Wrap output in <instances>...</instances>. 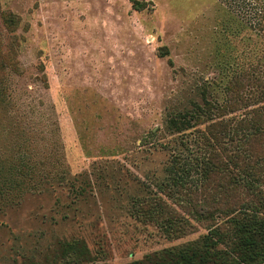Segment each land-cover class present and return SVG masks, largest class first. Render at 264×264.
<instances>
[{"label": "rangeland", "instance_id": "rangeland-1", "mask_svg": "<svg viewBox=\"0 0 264 264\" xmlns=\"http://www.w3.org/2000/svg\"><path fill=\"white\" fill-rule=\"evenodd\" d=\"M263 25L264 0H0V264L82 239L128 264L216 226L230 250L231 217L264 220V185L228 203L197 161L228 82L260 90Z\"/></svg>", "mask_w": 264, "mask_h": 264}, {"label": "trees", "instance_id": "trees-1", "mask_svg": "<svg viewBox=\"0 0 264 264\" xmlns=\"http://www.w3.org/2000/svg\"><path fill=\"white\" fill-rule=\"evenodd\" d=\"M137 7L141 9L140 6ZM247 27H252V23L250 22ZM260 27L262 33L257 35L262 45L260 54L257 56L253 53L251 60L248 61V69L246 67L242 70L246 72L245 76L249 84H258L260 90L257 92L259 93H240V89L245 86L239 76H235L225 86L224 100L221 103L216 102L218 104L213 102L212 123L202 131V136L198 140L201 143L198 147L202 155L200 160H196L200 161L203 171L200 182L206 183L213 179L214 184L218 181V185L221 186L218 190L228 203H230L229 195L233 192L225 189L223 181L234 188L242 184V190L252 193H254L253 188L264 185V25ZM258 63L261 73L256 77L254 66ZM257 97L258 104L252 106V102ZM241 109L244 110L241 111ZM200 116L201 113H198L197 117L200 118ZM177 118L178 115H174L170 118V122L175 126L183 127L186 123L185 116L179 117L178 121ZM176 127L181 131L185 129ZM175 147L169 153V169H175L171 171L173 175L171 185L183 196L188 194L187 197H192L198 185L187 186L183 178L187 171L176 170V165L182 156ZM198 188H204V185ZM171 209L165 205L161 218L167 214L172 215ZM194 211L197 212L195 209ZM231 219L234 231L232 236L228 237L230 250L220 248L226 236L221 232L220 227L216 226L198 240L154 252L128 264H264V220L250 217L235 219L234 216ZM171 224L172 222H169V225ZM37 255L40 259H36L32 254L21 260L14 259L11 264H59L61 262L94 264L95 262L92 251L83 239L56 240L54 246L47 247Z\"/></svg>", "mask_w": 264, "mask_h": 264}]
</instances>
